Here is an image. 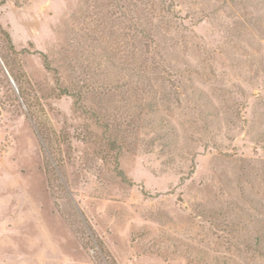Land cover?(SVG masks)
I'll list each match as a JSON object with an SVG mask.
<instances>
[{
    "label": "rangeland",
    "instance_id": "1",
    "mask_svg": "<svg viewBox=\"0 0 264 264\" xmlns=\"http://www.w3.org/2000/svg\"><path fill=\"white\" fill-rule=\"evenodd\" d=\"M0 24L28 93L0 54V264H264V0H0Z\"/></svg>",
    "mask_w": 264,
    "mask_h": 264
},
{
    "label": "trees",
    "instance_id": "2",
    "mask_svg": "<svg viewBox=\"0 0 264 264\" xmlns=\"http://www.w3.org/2000/svg\"><path fill=\"white\" fill-rule=\"evenodd\" d=\"M0 46H2V48H0V54L5 64L8 67L10 66L9 64L11 65L17 64V68H19L17 69V73H15L13 69H11L10 72L14 80L19 85L21 97H25L26 95H28V93L24 88V85L22 84L25 74L23 70H21L20 62L19 61L17 62V57L19 56V52L15 50V47L13 45L9 33L5 29H3L1 24H0ZM112 134L114 135H111L107 138V144L110 146V149L119 150L120 145H117V142L119 141L118 136L115 133Z\"/></svg>",
    "mask_w": 264,
    "mask_h": 264
}]
</instances>
